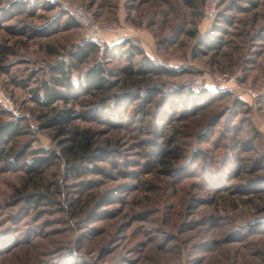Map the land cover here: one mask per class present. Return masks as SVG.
<instances>
[{
    "label": "rangeland",
    "instance_id": "rangeland-1",
    "mask_svg": "<svg viewBox=\"0 0 264 264\" xmlns=\"http://www.w3.org/2000/svg\"><path fill=\"white\" fill-rule=\"evenodd\" d=\"M203 2L0 0V124L21 123L0 135V264H264V0ZM75 4L120 27L84 63ZM96 63L113 89L88 87ZM46 84L68 101L42 106Z\"/></svg>",
    "mask_w": 264,
    "mask_h": 264
},
{
    "label": "trees",
    "instance_id": "trees-1",
    "mask_svg": "<svg viewBox=\"0 0 264 264\" xmlns=\"http://www.w3.org/2000/svg\"><path fill=\"white\" fill-rule=\"evenodd\" d=\"M76 21V20H75ZM101 50V47L97 41H90L87 40L83 44L78 46V49L74 51L71 54L72 61H77L78 63H84L86 60L89 58L92 52H99ZM73 63H70L69 66L65 64L64 61L57 63L56 65L53 66V70L55 73L60 74V77L58 76H53L54 82L57 85H62V86H68L71 89L73 88L72 84V79L70 77V70L72 68ZM125 71L128 72L129 75L133 76L135 74H145L144 70H133L131 66L125 67ZM141 76V75H140ZM85 82L87 83L88 87L90 89L96 88L99 90L107 89L111 90L113 89L114 85L116 84V80L112 81L109 80L105 75H104V68L102 67L101 64H94L91 67H89L86 70L85 73ZM148 90L150 93H154L156 91L155 86H149ZM126 93V92H125ZM147 92V94H150ZM181 91H178L175 93L173 91V94L168 95L169 97H175L176 99H180L181 96ZM118 98L121 100L123 98L122 94H117ZM35 99L44 107H49L51 109H55L54 104L55 102L59 100L63 101H68V97L64 95L62 92H60L56 87L52 85H45V96L44 98L40 99L37 95H35ZM118 101V99H115ZM119 105V104H118ZM73 109L71 108H66V109H61L57 110L55 115H53L51 118H49L48 122L50 124L58 125L59 126V132L64 130V123L70 122L71 119L73 118ZM21 128V123L19 120H11L6 123H1L0 124V135H14V134H19ZM71 141L72 144L65 147L67 150H71L75 145H79L81 149H84L87 151L90 148L91 145V139L88 136L87 133L80 132L78 130H73L71 133ZM76 143V144H74ZM168 152L171 151H164L162 154V158H160V161L163 163L169 164L170 162L167 161L164 157L167 155ZM175 152V151H172ZM21 153L19 154V156ZM169 156V155H168ZM171 156V155H170ZM73 168V166H72ZM80 170L79 166H75V170ZM169 169V167L167 168ZM31 201L38 202V199H31Z\"/></svg>",
    "mask_w": 264,
    "mask_h": 264
},
{
    "label": "built area",
    "instance_id": "built-area-1",
    "mask_svg": "<svg viewBox=\"0 0 264 264\" xmlns=\"http://www.w3.org/2000/svg\"><path fill=\"white\" fill-rule=\"evenodd\" d=\"M219 0H204L202 5V14L205 20H213L216 17V6ZM72 14L75 20L85 30V39L98 41L104 32H115L120 27L112 22L97 23L89 9L81 4H75L72 8Z\"/></svg>",
    "mask_w": 264,
    "mask_h": 264
}]
</instances>
